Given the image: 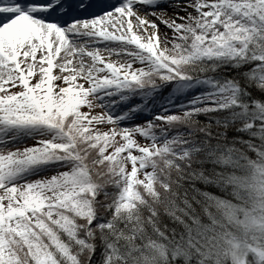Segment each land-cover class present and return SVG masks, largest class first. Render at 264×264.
Returning a JSON list of instances; mask_svg holds the SVG:
<instances>
[{
    "label": "snow or ice",
    "instance_id": "1",
    "mask_svg": "<svg viewBox=\"0 0 264 264\" xmlns=\"http://www.w3.org/2000/svg\"><path fill=\"white\" fill-rule=\"evenodd\" d=\"M0 264H264V0H0Z\"/></svg>",
    "mask_w": 264,
    "mask_h": 264
}]
</instances>
